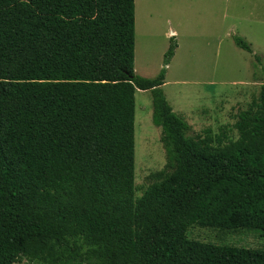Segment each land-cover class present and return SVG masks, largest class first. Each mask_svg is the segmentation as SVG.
<instances>
[{
  "label": "trees",
  "instance_id": "trees-1",
  "mask_svg": "<svg viewBox=\"0 0 264 264\" xmlns=\"http://www.w3.org/2000/svg\"><path fill=\"white\" fill-rule=\"evenodd\" d=\"M135 45V0H0V264H264L188 238L264 231V85L236 139L191 137L163 90L177 45L152 79ZM137 90L167 155L140 197Z\"/></svg>",
  "mask_w": 264,
  "mask_h": 264
},
{
  "label": "rangeland",
  "instance_id": "rangeland-1",
  "mask_svg": "<svg viewBox=\"0 0 264 264\" xmlns=\"http://www.w3.org/2000/svg\"><path fill=\"white\" fill-rule=\"evenodd\" d=\"M135 72L155 78L165 67L163 90L173 111L190 126L189 136L236 139V122L264 85V0H135ZM251 45L241 49L235 37ZM256 56L262 58L256 61ZM135 175L137 196L165 168L162 128L153 121L150 91L137 90ZM188 238L218 246L264 251V231L193 227ZM17 264H39L24 260Z\"/></svg>",
  "mask_w": 264,
  "mask_h": 264
}]
</instances>
